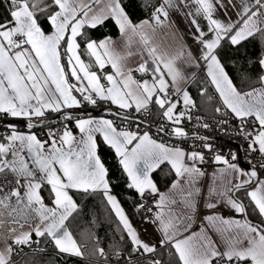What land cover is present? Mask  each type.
Listing matches in <instances>:
<instances>
[{
	"label": "snow or ice",
	"instance_id": "obj_1",
	"mask_svg": "<svg viewBox=\"0 0 264 264\" xmlns=\"http://www.w3.org/2000/svg\"><path fill=\"white\" fill-rule=\"evenodd\" d=\"M9 2L10 19L0 22V113L26 118L29 121L27 127L32 129L35 125L31 123V118L43 117L45 110L60 111L62 106H80V100L72 95L74 90L80 93L83 101L87 103L97 104L94 97H98L118 105L122 110L135 106V111L140 112L147 109L149 103L154 102L160 109H164L162 116L168 121L175 125L181 123L185 112L174 113L177 105L169 98L170 86L165 79L166 71L167 76L171 77L172 86L177 92L181 91L178 83L181 72L175 65V58L165 60L164 57L156 55L154 47H147L149 41L142 29L151 26L150 22L145 20L139 25L134 24L122 7L121 0H107L98 10H93L92 5L99 4L101 0H91L88 4L83 0ZM195 3L199 6L197 14L203 13L208 21V31L214 33L212 38L204 39L206 34L197 25L199 42L203 45L202 58L206 62L211 84L219 94L223 106L230 110L242 125L249 117L259 124L260 131L254 136L243 126L238 134H243L246 139L252 137L249 143L250 151H259L264 156V55L259 56L256 61L261 71L259 82L262 87L241 91L233 83L217 52L222 40L226 39L230 45L238 46L257 33L264 36V0H253L252 4L241 0L242 8L238 13L240 20L236 23H222L214 19L213 0H195ZM164 5L174 7V0H164ZM160 14L168 16L163 5L157 7L153 13L157 25L162 23ZM40 15L49 23L51 34H46L43 30ZM110 19L115 22L121 35L129 32L133 35L139 34L149 55L163 63L164 70L157 64L155 71L160 75L154 77L152 83L148 80L141 83L133 79L132 69L125 70L120 63L121 58L112 54L111 37L99 41L85 39V54L94 57L95 64L101 70L106 65L113 69L111 74L104 77L109 87L106 88L97 73L90 71V65H86L81 59L77 38L86 37V28L95 29ZM62 44L66 45L63 55H67L71 76L80 82L79 87L68 83L65 67L61 64ZM26 45L28 47H25ZM77 66L79 72L83 73L82 77L78 75ZM148 70L145 63H141L136 69L141 73H147ZM84 81H87L86 85ZM183 102L186 106L195 107L187 91L183 92ZM216 111L220 112L221 109L217 108ZM72 118L70 114L65 115V119ZM202 126L208 127L207 124ZM76 127L82 134L79 140L65 128L58 137L51 134L50 141H42L33 133H20L16 131L15 126H9L10 135L2 137L6 142H0V174L11 173L15 187L4 193L3 184H0V225L4 223L7 215L20 229L26 225L31 229L20 231L14 239L16 244H27L34 232L36 236L50 237L59 252L82 256L80 245L65 224L77 210L70 190L85 193L89 190H102L135 250L142 248L145 253L154 252L153 247L138 238L117 198L110 194L108 171L96 153L95 134L100 133L104 142L115 150L120 158L119 163L130 180L129 188H134L141 197L146 192L158 194L157 207H162L165 201L175 204L174 197H179L190 213L197 210L195 197L199 196L200 188L196 185L199 179L205 176V172L198 166L205 163L204 153L186 152L179 147L166 146L153 140L146 132L143 135L130 131L118 132L113 121L108 119H76ZM163 130L161 128V131ZM172 134L176 137L187 136L178 126L172 129ZM197 139L207 140V137ZM133 141L137 143L129 150L128 145ZM202 147L209 152L213 151V146L209 143L202 144ZM24 153L31 157L34 168L29 166ZM230 155L231 160L217 153L213 156V162L225 166L219 170L221 178L234 176L239 182L233 183L232 179H228L220 187L210 186L209 200L216 196L217 202H207L205 207L216 209L218 204H226L236 213H246L245 205L230 195L244 190L258 215L264 217V180L257 179L255 168L248 171L233 163L237 156L234 153ZM165 162L171 165L177 177L171 185L174 191L168 195L159 193L156 184L149 178V173ZM260 167L264 168V163L260 164ZM244 177L247 178L243 179ZM215 180L216 173L213 174L214 183ZM45 184L50 186L54 207H48L44 203L41 190ZM248 186H251L252 190H248ZM188 219L191 220L192 216L189 215ZM204 219L217 232H230L233 227L240 230L235 236L226 239L225 251L217 250L206 235L199 233L176 239L179 222L165 220L163 212L156 214L164 237L161 243L171 242L181 264H247L249 260L251 264H264V227L255 226L248 221L241 223L238 220L225 219L219 215H206ZM190 226L186 225L185 228ZM11 232L15 233L17 229L13 228ZM201 232H204L203 227ZM244 240H247L246 247L243 246ZM6 251L11 253V247ZM98 251L101 256L104 255L102 248ZM0 264H8L5 252H0ZM152 264L160 262L153 261Z\"/></svg>",
	"mask_w": 264,
	"mask_h": 264
},
{
	"label": "trees",
	"instance_id": "obj_2",
	"mask_svg": "<svg viewBox=\"0 0 264 264\" xmlns=\"http://www.w3.org/2000/svg\"><path fill=\"white\" fill-rule=\"evenodd\" d=\"M121 5L133 23H138L144 19L153 20V13L157 7L163 5L162 0H121ZM11 5L9 0H0V22L10 19L9 12ZM164 16L160 14V20ZM43 30L47 33L52 29L49 23L45 20L43 15L39 17ZM155 22V21H154ZM86 37H78L77 41L80 44V53L84 60L90 65V68L95 70L96 64L92 57L85 54V39H92L99 41L106 37H116L119 34V29L113 20H108L103 26H98L95 29L86 28L84 30ZM66 45L62 44L61 62L68 72V58L63 55ZM219 59L224 65L225 70L233 80V83L241 91L250 90L260 84L259 75L261 71L259 65L256 63L257 58L264 55V36L257 33L254 37L243 41L238 46H232L225 39L221 41L220 47L217 49ZM187 92L190 98L195 103V111L199 115L210 118L220 119L222 117V104L218 98L215 90L208 81L205 73L200 71L187 85ZM155 98H153L154 100ZM97 104L93 105L83 101V105L77 112H84V115H102L114 120L115 124L121 128L120 119L103 113L106 108H111L118 113L129 117V119L138 122L143 118H156L160 116L161 110L154 102L149 103L147 109L136 112L133 109L119 110L110 102L96 98ZM220 108L221 111L217 112L216 109ZM86 110H89L86 112ZM76 112L74 110H64L59 112L47 111L41 118L36 119L34 124H39L44 121L53 120V122L34 129L33 131L43 141H50V135L55 134L57 137L61 134L55 132L51 133L50 130L55 128L59 123H66L65 128L70 131L75 130V120L80 116L71 115V120L65 119L63 113ZM6 124H17L19 121L9 120L3 121L2 126ZM19 127L24 128L19 125ZM25 129V128H24ZM166 134H171L166 132ZM168 143L183 145L184 138L175 139L171 138ZM98 154L105 168L108 171L107 180L109 182L110 191L113 192L119 199L122 207L128 214L130 220L138 223L143 220L145 213L136 209V204L139 200L138 193L134 188H129L128 177L124 172L119 157L114 150L108 146L100 137H98ZM259 176L264 172L259 170ZM152 178L157 187L161 190L168 187L175 180L176 175L171 166L167 163L162 164L152 172ZM249 189V187H248ZM50 186L46 185L42 188L41 193L44 201L52 203L50 195ZM74 201L77 204V210L73 212L72 216L66 221L69 231L72 233L73 238L82 249V256H71L59 252L51 241L50 237L40 236L34 238L30 243H38L44 246L45 249H30L27 244H21L16 247L17 250L23 251L15 256L12 255V261L9 264H152L153 261H159L160 264H181L179 257L175 250L170 246H159L158 249L149 255H141L135 250L126 230L123 229L122 224L116 217L111 206L108 204L106 197L103 195L102 190L96 192L85 193L83 191L70 190ZM237 198L245 205L248 222L264 227V220L258 215L254 205L251 204L244 190L236 192ZM104 250V255L99 254V249Z\"/></svg>",
	"mask_w": 264,
	"mask_h": 264
},
{
	"label": "crops",
	"instance_id": "obj_3",
	"mask_svg": "<svg viewBox=\"0 0 264 264\" xmlns=\"http://www.w3.org/2000/svg\"><path fill=\"white\" fill-rule=\"evenodd\" d=\"M83 2L88 4V3H91V0H83ZM106 2L107 0H101L99 4H93L92 5L93 10H98L99 8L103 7ZM213 2H214V11H213L214 19H218L222 23H236L237 21L240 20L238 13L241 11V8H242L241 0H213ZM162 3H163V6L165 7V10L168 12V16L164 17L163 20H161L162 23L159 25H157L153 20H150V19L142 20V21L148 20L151 25V26H145L142 29V32L147 38V40L149 41L147 47H154L156 49V55L164 57L165 60L175 58V65L181 72V77L178 78L179 87L181 89L180 97L175 100H172V102L176 103L177 105L176 109L174 110V113H176L181 102H183V92L187 91V85L189 84V82L200 72L199 67L203 70V72H205V75L211 84V79L207 75L206 62L202 58L203 45L199 42V32L197 31V25H199V29L206 34L204 39L212 38L214 36V33H210L208 31V21L205 19L203 13L197 14L196 10L199 6L195 3V0H174V7H168L167 5H164V0H162ZM247 3L252 4L253 0H247ZM253 10H255V7L253 8ZM262 19H264V17H262ZM142 21L138 23H134V24L139 25ZM193 21H196V23L194 24ZM51 31L47 33L45 32V33L51 34ZM111 39L113 41L110 47L112 54L114 56L121 58L120 63L125 68V70L132 69V76L134 80L141 82V83L144 80H148L149 83H152L153 78L160 75L159 72L155 71L157 64H159L161 70H164L163 63L159 60H154L153 57L149 55L147 47L144 45L143 41L141 40V36L139 34L133 35L129 32L126 35H121V33L119 32V34L116 37H111ZM25 47H28V46L26 45ZM78 52L81 55L79 50ZM92 58L95 62V58L94 57ZM81 59L86 65H88V63L84 60L82 55H81ZM141 63H145L146 67H148L149 70L147 73H141L139 71H136V69L139 67ZM73 64H75V61H73ZM96 67L97 68L95 70L91 68H89V70L95 71L99 77L100 75L111 74L113 72V69L111 68L110 65H106V67L103 70H101L98 65H96ZM77 72H78V75H80L81 77L83 76V73L79 72L78 66H77ZM65 73L68 78V72L66 70H65ZM69 75H70V78H68V83L79 87L80 82H78L74 77L71 76V69H69ZM165 79L167 80L170 87L175 88L174 86H172L171 77L167 76L166 71H165ZM100 80H101V83L106 88L110 86L108 85V82L106 81V79L105 81H103L100 78ZM83 83L86 85L87 81H84ZM52 87L54 88V86ZM212 87L215 90V87L213 85ZM260 87H262L261 84H259L258 86L254 88H260ZM216 94L219 98V94L217 92ZM72 95L75 96L78 100H80L81 102L80 106H73L71 108L62 106L60 111H64V110L77 111L78 109L82 107L83 105L82 95L74 90L72 92ZM220 102L222 104V107H224L221 99H220ZM112 105L118 108L119 110H122L118 107V105H115V104H112ZM130 109L135 110V106H133ZM130 109H127V110H130ZM47 111H51V110H45V113ZM54 112H59V111H54ZM88 118H93L97 120L99 119L112 120V118L104 117L102 115H84V116H80L77 119H88ZM36 119L38 118L32 117L31 123L34 124ZM252 119L254 120V118ZM9 120H16V121L23 120L26 123H29V121L26 118L12 117L10 115L0 113V123H2L3 121H9ZM112 121H113L114 127L117 129L118 132L119 131H130V130H125V129L118 127L115 124L114 120ZM254 123L256 124V129L259 132L260 131L259 124L255 122V120H254ZM10 125L15 126L16 131L20 133H24V134L33 133L37 135L39 139H41L36 132L29 131L27 129L19 127V125L17 124H6L4 126L9 127ZM74 126H75V130L71 132L73 136L77 140H79L82 134L80 133L79 129L76 127V120H75ZM145 132L148 133V135L153 140H156L158 143H163L169 147H179L185 150L186 152L194 151V150H189L179 144H171V143H168V142L166 143L162 140H159L154 137V135L152 134V131L150 130L141 132L139 133V135H143ZM171 136L176 137L173 134ZM98 137H100L103 140V136L100 133L95 134L97 147H98ZM136 143L137 141H133L131 145H128L129 150L132 147H134ZM46 147H48V145H46ZM96 153L99 156L97 149H96ZM23 155L25 156V159L28 162L29 166L34 168L35 166L32 164L31 157H29L26 153H24ZM9 159H11V157H9ZM232 162L237 163L242 169H245V170H248V167H250V166L241 164L239 162H234V161ZM198 166L200 167V164ZM223 167L225 166L222 164L213 163L208 169L206 170L202 169L205 172V176L200 178L196 185L197 187L200 188V194L199 196L195 197V203L197 206V210L195 213H190L189 210L186 209L184 205L181 203L179 197H174L176 199L175 204H170L168 201H165L162 207H157V204L159 202V195H158V200L156 202L154 209L148 214H145V217L143 218L142 221L138 223H134L130 220L128 214L122 207L117 196L111 191H110V194L114 195L117 198V201L120 204V206L123 208L125 215L129 219V222L131 223L132 227L135 229L138 238L142 242L147 243L150 247H153L155 249L154 252L158 249L159 246L170 245L172 247L171 242L163 243V244L161 243L164 237L161 231V225L159 221L156 220V214L158 212L164 213L165 220L172 219L173 222H177V221L179 222L178 223V235L176 236V239H183L187 236L192 235L193 233H199L200 235H206L211 240L213 247L223 252L226 250V239L235 236L240 230L233 227V229L230 232H224V233L217 232L215 229L209 226L208 222L204 219V217L206 215H219L225 219L238 220L241 223H244L245 221H247L244 213H236L234 212V210L230 209V207H228L226 204H223V205L218 204L216 209H208L207 207H205V204L207 202H212V203L217 202L216 196H213L209 200L208 190L210 186L220 187L228 179H232L233 183L239 182L234 176L233 177L224 176L223 178H221L219 174V170ZM154 170H152L149 173V178L153 182L154 180L152 178V172ZM257 170L259 171V169ZM214 173H216L215 183L213 182ZM246 178L247 177H244L243 179H246ZM176 180H177V177L175 178L173 182H175ZM258 180H264V174L259 176ZM8 181H12V182L9 183ZM128 181L130 183L129 178H128ZM181 183H183V181H181ZM0 184H3L4 193L9 192L13 187H15L13 175L11 173L0 174ZM171 185L172 184H170L168 187L161 189V190L157 187L159 193L166 194V195L173 193L174 190H172ZM248 187H249L248 190H252L251 186H248ZM138 195L140 194L138 193ZM230 195H233L235 199L239 200L236 196V192L234 194L230 193ZM14 202H15V198H13V203ZM44 203L48 207H54L52 203H47L45 201ZM189 215L192 216L191 220L188 219ZM262 218L264 220V217ZM189 224L191 226L186 229L185 226ZM202 227L204 229V232H201ZM13 228H16L17 232L15 233L11 232V229ZM30 230L31 229L27 225L23 229H20L18 224L12 223L11 218L5 215L4 223L0 225V252H5L6 256L8 257V264L12 261L13 252L11 251V253H7L6 249L9 246L12 249V246L16 245V243H14V239H15V236L18 235L20 231H30ZM67 230L69 231L68 227H67ZM39 237L40 236H36L35 233L33 232L31 240L28 243L32 242L34 238H39ZM243 246L245 247L247 246V240L243 241ZM138 252L141 255H149V254L154 253V252L145 253L142 248H140ZM65 254L69 255L68 253H65ZM71 256H75V255H71ZM247 264H251V261L249 260Z\"/></svg>",
	"mask_w": 264,
	"mask_h": 264
},
{
	"label": "built area",
	"instance_id": "obj_4",
	"mask_svg": "<svg viewBox=\"0 0 264 264\" xmlns=\"http://www.w3.org/2000/svg\"><path fill=\"white\" fill-rule=\"evenodd\" d=\"M104 77L105 75H100V78L103 81H105ZM168 95L172 101L180 97V92H177L173 87H169ZM94 98L96 99V97ZM104 103L106 104V101H104ZM163 111L164 109L161 111L160 116L156 118L145 117L143 120H138V122L130 119H120L122 121L120 126L122 129L130 130L131 132L138 134L150 130L155 138L166 143L172 138L170 134H166V132L172 133V129L178 126L181 127L188 136L184 139V147L189 150L204 153L205 163L200 164V167L203 170L208 169L214 163L213 156L215 154L218 153L231 160L230 153H234L237 156V160L234 162L251 165L264 171V168L260 167V164L264 163V156H262L259 151L251 152L249 149V143L251 142L252 137L246 139L243 134H238L240 133L242 126L247 132L252 133L253 136L258 133L256 124L251 117L246 118L247 122L242 125L241 121L234 117L230 110L223 107L222 117L220 119H210L196 113L194 107L186 106L184 102H181L176 114L185 112V116L182 118L179 125H175L162 116ZM204 124H207L208 127H203L202 125ZM65 125L66 123H59L55 128H52L50 132L62 134L65 130ZM161 128L164 130L161 131ZM10 132L11 129L9 127H0V142H6L2 140V137L10 135ZM197 137H207V140H200L197 139ZM204 143L211 144L213 146V151L209 152L207 149H204L202 147V144ZM249 161H251V163H249ZM157 200L158 194H149L146 192L143 197L139 195L136 209L148 214L154 209ZM147 209H151V211H147ZM20 245L21 244H16V247H20ZM16 247L12 246V252L15 256H18L23 250H17ZM28 248L45 249L44 246H41L38 243H30Z\"/></svg>",
	"mask_w": 264,
	"mask_h": 264
},
{
	"label": "water",
	"instance_id": "obj_5",
	"mask_svg": "<svg viewBox=\"0 0 264 264\" xmlns=\"http://www.w3.org/2000/svg\"><path fill=\"white\" fill-rule=\"evenodd\" d=\"M89 110H86V112H88ZM103 113H106V114H110V115H112V116H114V117H116V118H120V119H129V117H126V116H124V115H122V114H120V113H118L117 111H115L114 109H111V108H106V109H104L103 111H102ZM84 112H66V113H63L64 115H66V114H70V115H74V116H81L82 114H83ZM55 119H53V120H48V121H44V122H42V123H39V124H34L35 125V127H33L32 129H29L28 127H27V124L28 123H26L25 121H19V125H21V126H23L25 129H27V130H29V131H33L34 129H36V128H39V127H43V126H45V125H47V124H49V123H51V122H53ZM0 126H2V123H0ZM187 137V136H186ZM176 138H181V137H176ZM254 167H248V170L250 171V170H252ZM256 170V169H255ZM257 171V170H256ZM258 177H259V174H258V171H257V179H258ZM244 215H245V218H246V220L248 221V217H247V213H244Z\"/></svg>",
	"mask_w": 264,
	"mask_h": 264
},
{
	"label": "bare ground",
	"instance_id": "obj_6",
	"mask_svg": "<svg viewBox=\"0 0 264 264\" xmlns=\"http://www.w3.org/2000/svg\"><path fill=\"white\" fill-rule=\"evenodd\" d=\"M119 119H120V118H119ZM130 120H131V119H130ZM0 127H3V126H0ZM171 135H172V133H171ZM171 135H170V136H171ZM171 137H172V138H175V139H180V138H176V137H173V136H171ZM187 137H188V136H187ZM187 137H181V138H184V139H185V138H187ZM244 165H246V164H244ZM247 166H251V165H247ZM251 167H254V166H251ZM254 168H255L256 170H257V169L261 170L260 168H256V167H254ZM257 171H258V170H257ZM261 171H262V170H261ZM263 172H264V171H263ZM258 174H259V173H258Z\"/></svg>",
	"mask_w": 264,
	"mask_h": 264
},
{
	"label": "rangeland",
	"instance_id": "obj_7",
	"mask_svg": "<svg viewBox=\"0 0 264 264\" xmlns=\"http://www.w3.org/2000/svg\"><path fill=\"white\" fill-rule=\"evenodd\" d=\"M199 70H200V71H203L200 67H199ZM204 73H205V72H204Z\"/></svg>",
	"mask_w": 264,
	"mask_h": 264
}]
</instances>
